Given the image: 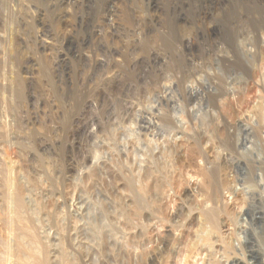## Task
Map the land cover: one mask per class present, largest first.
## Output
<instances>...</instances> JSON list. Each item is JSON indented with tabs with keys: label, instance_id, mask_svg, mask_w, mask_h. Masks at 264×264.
<instances>
[{
	"label": "clouds",
	"instance_id": "obj_1",
	"mask_svg": "<svg viewBox=\"0 0 264 264\" xmlns=\"http://www.w3.org/2000/svg\"><path fill=\"white\" fill-rule=\"evenodd\" d=\"M0 264H264V0H0Z\"/></svg>",
	"mask_w": 264,
	"mask_h": 264
}]
</instances>
